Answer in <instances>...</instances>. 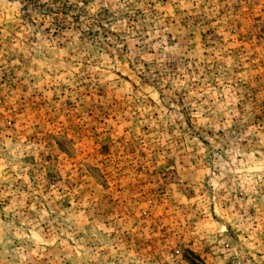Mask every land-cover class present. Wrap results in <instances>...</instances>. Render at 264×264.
<instances>
[{
  "label": "clouds",
  "instance_id": "obj_1",
  "mask_svg": "<svg viewBox=\"0 0 264 264\" xmlns=\"http://www.w3.org/2000/svg\"><path fill=\"white\" fill-rule=\"evenodd\" d=\"M0 264H264V0H0Z\"/></svg>",
  "mask_w": 264,
  "mask_h": 264
}]
</instances>
